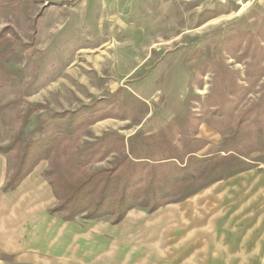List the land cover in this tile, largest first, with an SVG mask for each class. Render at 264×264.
<instances>
[{
	"label": "rangeland",
	"instance_id": "1",
	"mask_svg": "<svg viewBox=\"0 0 264 264\" xmlns=\"http://www.w3.org/2000/svg\"><path fill=\"white\" fill-rule=\"evenodd\" d=\"M248 1L0 0V105L22 100L74 113L119 94L118 107L132 111L126 120L86 127L81 144L111 133L140 143L165 127L177 135V123L190 116L201 120L198 156L213 155L231 134L212 128L205 106L216 80L226 72L234 91L252 89V66L264 67V0ZM255 85L240 111L262 97L264 76ZM10 138L1 114L0 142ZM116 159L93 169H110ZM48 168L41 163L18 191L5 193L13 160L0 155V264H163V207L135 209L119 225L85 214L67 221L51 214L58 201L43 176ZM241 175L264 186V164ZM255 193L264 198V190Z\"/></svg>",
	"mask_w": 264,
	"mask_h": 264
},
{
	"label": "trees",
	"instance_id": "2",
	"mask_svg": "<svg viewBox=\"0 0 264 264\" xmlns=\"http://www.w3.org/2000/svg\"><path fill=\"white\" fill-rule=\"evenodd\" d=\"M252 68V89L234 91V80L224 72L216 80L213 95L205 99L212 128L222 135L231 133L210 156H198L203 147L194 135L201 120L190 116L184 119L185 125L177 123V135L165 127L140 143L139 136L127 140L111 133L94 144H81L86 127L113 117L126 120L132 111L118 107L119 94L103 105L74 113L49 112L41 104L23 107L22 100L0 105V115L7 116L11 128L9 143L0 142V155L13 160V176L5 193L16 191L41 163L48 162L43 176L58 201L52 215L67 221L84 214L95 221L112 217L114 225H119L135 209L156 212L259 168L264 164V93L240 111L264 76L262 61ZM139 145L149 146L150 153L143 154ZM111 155L118 159L110 169L94 171Z\"/></svg>",
	"mask_w": 264,
	"mask_h": 264
},
{
	"label": "crops",
	"instance_id": "3",
	"mask_svg": "<svg viewBox=\"0 0 264 264\" xmlns=\"http://www.w3.org/2000/svg\"><path fill=\"white\" fill-rule=\"evenodd\" d=\"M244 176L163 207V264H264V186Z\"/></svg>",
	"mask_w": 264,
	"mask_h": 264
},
{
	"label": "built area",
	"instance_id": "4",
	"mask_svg": "<svg viewBox=\"0 0 264 264\" xmlns=\"http://www.w3.org/2000/svg\"><path fill=\"white\" fill-rule=\"evenodd\" d=\"M221 5L235 4L237 6H244L249 3L248 0H216Z\"/></svg>",
	"mask_w": 264,
	"mask_h": 264
}]
</instances>
